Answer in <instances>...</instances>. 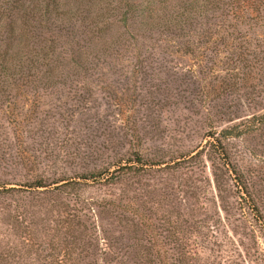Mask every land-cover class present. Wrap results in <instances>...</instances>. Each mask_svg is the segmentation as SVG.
Here are the masks:
<instances>
[{
    "label": "rangeland",
    "instance_id": "1",
    "mask_svg": "<svg viewBox=\"0 0 264 264\" xmlns=\"http://www.w3.org/2000/svg\"><path fill=\"white\" fill-rule=\"evenodd\" d=\"M56 2L87 19L0 97V264H264V0L172 30Z\"/></svg>",
    "mask_w": 264,
    "mask_h": 264
},
{
    "label": "trees",
    "instance_id": "2",
    "mask_svg": "<svg viewBox=\"0 0 264 264\" xmlns=\"http://www.w3.org/2000/svg\"><path fill=\"white\" fill-rule=\"evenodd\" d=\"M113 1L114 6H106L91 20V25L97 28L99 21L121 12L125 21H133L140 14L149 25L172 30L192 26L203 10L215 12L224 9V0H182L179 8L173 4L175 0ZM83 7L84 4L79 3L73 8L74 11L68 7L69 11L61 13L56 0H0V97L11 84L14 86V83L32 76L34 71L48 68L49 58L53 54L52 43L44 41L42 35L56 28L60 30L57 23H60L59 26L64 24V16L70 17V20L80 21L78 18H81L85 21L87 18L82 14L86 16L87 11ZM127 16L130 17L126 19ZM5 33L10 37L6 38ZM14 35L24 39L22 45H11L9 38Z\"/></svg>",
    "mask_w": 264,
    "mask_h": 264
}]
</instances>
